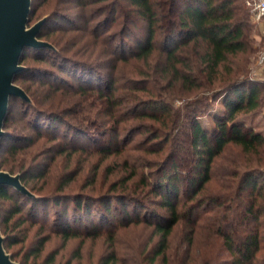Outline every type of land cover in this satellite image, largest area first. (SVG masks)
Listing matches in <instances>:
<instances>
[{"label":"rangeland","instance_id":"obj_1","mask_svg":"<svg viewBox=\"0 0 264 264\" xmlns=\"http://www.w3.org/2000/svg\"><path fill=\"white\" fill-rule=\"evenodd\" d=\"M33 1L38 7L29 25H33L57 10L65 15L59 16L56 20L59 26L47 28L49 32L43 37L44 40L56 46L53 50L57 54L49 53L46 57L37 56L36 51L30 50L28 58L23 63L26 66H41L46 69V72L23 74L16 81L17 84L26 88L33 99L30 103L32 107L14 102L11 116L5 127L22 138L16 141L20 145L18 153L7 158L10 164L18 166L16 173L28 171L24 183L38 194L40 199L46 197L44 194L86 193V195L97 197L91 200L92 209L100 207L104 210L102 201L108 199L106 197H117L118 194L124 193L127 195L125 201L132 212L135 211V205H138L139 208L145 209L141 217L152 220L156 219L154 212L164 214L166 210L161 205V197L154 193L151 185L144 184V179L148 176L150 177L148 181L154 183L156 176L152 173L158 175L157 171L163 164L169 167L170 155L173 154L178 165L177 170L182 178L177 200L180 207L183 205V210L186 205L185 211L190 210L193 213L190 219L196 222V225L184 220L174 227L170 236L169 255H183L189 246L188 238L191 237L193 239L191 256L199 260L200 264L205 263L206 260L211 264H231L233 256L226 248L222 235L215 232L212 227L216 214L223 212L224 204L214 203L211 197H222L229 191H235L238 182L236 175L248 169L246 165L249 161L246 162V160L250 156L245 155L235 144L227 145L214 160L211 180L194 199L189 197L193 188L190 187L188 174L191 173V165L195 163L191 148L192 139L189 135L191 129L189 115L194 112L193 108L205 107L204 103H207V100L201 93L204 89L196 92L187 91L181 88L180 81L176 82L171 78V74L162 72L158 64L165 62L166 54L161 29H158L154 50L149 57L135 58L131 57L129 49L136 47L139 38L146 37L148 28L146 21L139 16L135 8L129 5L128 1L96 0L92 3V0H89V7L99 8L105 5L104 11L96 14L93 20H88L89 24L78 18L79 16L77 17L81 8L75 5L76 0ZM243 1L248 11L247 21L252 27L249 52L237 57L233 56L230 60L234 64L248 67L247 75L261 84V98L264 102V60H262L264 20L253 19L248 1ZM82 13L86 15L81 10ZM162 22L163 20L160 19L159 25L163 24ZM182 49H187V52L183 51V57L194 59L192 55L197 48L193 44ZM58 58L67 60L66 64H63L64 67H67V63L73 64L80 70L83 68L84 73H90L98 79L103 80L109 77L114 80V87H116L114 98H118L120 112L116 113V116L108 115V102L102 104L103 101H100L99 103L98 96L93 92L84 95L72 89L69 86L73 81L71 71L62 72ZM54 71L60 74L61 81L53 82L42 78L43 76L51 77ZM145 81L149 82V87L154 89L144 88ZM150 99L165 100L173 108L170 129L167 130L174 134L167 143L164 142L163 129L166 130V128L162 122L141 113L145 108L144 103L141 102ZM36 111L45 118L60 114L63 119L62 133L68 130L73 133L81 131L84 135L81 141L86 143L89 149L58 154L60 148L58 145L64 144L62 141L65 140L72 141V137L60 135L58 139H55L50 133L40 132L34 127L33 113ZM214 112L215 115L224 114L225 108L221 99L216 101ZM180 114L182 116L178 120ZM199 119L207 127L213 128L215 125L213 112L203 113ZM243 119L256 130L264 132V107L261 113L248 115ZM117 129H119V135L113 136L116 138L113 141L115 144L113 147L118 148V152L109 156L98 152V149L112 141V133H116ZM89 135L97 139L95 144ZM23 137L26 138L23 139ZM11 143L10 138L5 139L6 154L7 147ZM67 178L71 179L69 184L62 187ZM259 186L264 188V180L259 183ZM248 193L249 189L243 192L245 199ZM201 198L204 199L202 203L197 200ZM222 198L225 199V197ZM259 199L264 203V197ZM112 202L121 207L116 200ZM226 202L229 201L224 200V203ZM0 205L6 208L9 202L0 199ZM47 205V209L51 211L49 222L37 220L34 216L26 214L29 205L22 216L16 215L7 226L1 221V229L6 241L9 243L17 237V242L6 249L14 255V260L18 263L103 264L108 257H111L113 259L110 264H149L144 259L145 254L159 240V234L155 233L152 224L143 221L127 223L126 220L111 231L105 230L98 236H93L94 233H92L65 240L61 233L55 230L53 224V202L49 201ZM97 210L99 211V208ZM234 210L231 209L228 212L234 214ZM242 212L243 209L238 211L240 215ZM21 217L24 220L18 224ZM232 217L234 218L233 215ZM234 220L231 232L236 241L244 237L252 227H259L264 233V216L259 222L251 224L245 221L240 223L238 217ZM147 245L148 248L144 252ZM262 247L258 253L260 261L264 259V239ZM155 264H160V258ZM255 264L264 263L256 262Z\"/></svg>","mask_w":264,"mask_h":264},{"label":"trees","instance_id":"obj_2","mask_svg":"<svg viewBox=\"0 0 264 264\" xmlns=\"http://www.w3.org/2000/svg\"><path fill=\"white\" fill-rule=\"evenodd\" d=\"M93 1L96 0H92V3ZM126 1H128L131 7L135 8L134 10L138 11L139 16L146 21L148 28L146 37L139 38L136 42V47L129 49L131 50V57H149L154 50L158 29H161L164 35L163 44L166 54L165 62L158 64L162 72L171 74V78L176 82L180 81L181 88L187 91L196 92L204 89L201 93H203V97L207 100V103H204L206 106H197L195 109L193 108L194 112H191V115H189L191 117L189 135L192 139L191 148L195 156V163L191 165V173L188 174L190 187L191 189L193 188L189 197L194 199L196 194L203 190L206 184L211 180V170L214 160L225 150L227 145L235 144L241 148V151L245 155L250 156L249 159L246 160V162L249 161V164L246 165L248 169L236 175L238 182L235 191L227 192L226 196L222 195L225 199L218 196L211 197L214 203L224 204L223 212L216 214V219H214L212 227L215 229V232L222 235L226 248L233 256L231 264L264 263L263 258L261 261L258 259V253L263 248L262 242L264 239V233H262L259 227H252V229H249L248 233L240 238L239 241H236L231 232L233 223H235V217H238L240 223L245 221L251 224L253 222H259L262 216H264V203L259 199L260 197H264V188L259 186V183L264 180V132L256 130L248 122L245 123L243 119V117L245 118L248 115L252 116L261 113L263 110L264 102L261 98L262 88L258 81H253L247 75L249 74L248 67L234 64L231 61V57H237L249 52L252 27L247 21L248 11L244 1ZM75 5L80 7L87 15L83 13L82 15L81 10L77 13V17L79 16L78 18L84 20L86 24H89L88 20H93L96 14L105 10V5L99 8L89 7V0H76ZM37 7L38 6L33 1L30 22L37 12ZM60 13L62 12L58 10L51 13L47 24L43 27L40 38L43 39V37L48 34L49 30L47 28L59 26L56 20L59 16L65 15L64 13ZM160 19L163 20V24L159 25ZM191 44L197 48L192 55V58H194L193 60L187 57L185 58L182 55L183 51L187 52V49L182 48ZM30 50L36 51L37 56L46 57L49 53L57 54V52L50 48H30L25 51L22 57V63L28 58V52ZM57 61L60 62L59 64L62 66V72L71 71L73 81L69 86L72 89L84 95L92 94L93 92L98 96L97 101H99V103L100 101H103L102 104L108 102V115L116 116V113L120 112L118 98H114L116 92L114 80L109 77L103 80L98 79L90 73H84L82 71L84 70L83 68L80 70V68H77L73 64L67 63V67H64L63 64L67 62L66 59L58 58ZM27 67L26 70L17 75L15 82L23 74H43L46 72V69L41 66L27 65ZM54 74H52L54 77L51 75V77L43 76L42 78L52 80L53 82L61 81L60 74L55 71ZM173 80L171 82H173ZM64 83L66 82L64 81ZM145 84L144 88H149V90L154 89L149 87V82L145 81ZM24 89L26 88L24 87ZM218 99H221L225 108V112L222 115L214 114L216 101ZM14 102L23 104V106L27 105L28 107H32V104L29 102L21 98L12 97L10 113L6 120L5 127L11 116ZM141 103H144L145 107L141 112L143 115L160 120L166 130L170 129L169 123L172 121L171 116L173 108L169 103H166L165 100L160 101L154 99L142 101ZM39 111L43 112L42 110ZM206 112H213L215 120L213 128L205 126L199 119V116ZM39 114L40 113L36 111L33 113V117L34 127L40 132L50 133L55 139H58L60 135L66 137L70 135L69 137H72V141L65 140L62 141L64 144L58 145V147H60L58 149V154L74 152L72 150L85 151L89 149L85 145L86 143L81 141V139H83L82 136H84L81 131L73 133L71 130H68L62 133L63 119L60 114H53L54 117L52 116V118H45ZM181 116L180 114L178 120H180ZM5 130L7 134L4 136L0 147V168L15 174L18 166L10 164L7 158L10 155L15 156L18 153L20 145L16 141L22 138L6 128ZM163 130L165 132L164 142L167 143L172 138L174 132L171 133L168 130ZM115 132L116 133H112V141H109L108 144H105V146L100 149L97 148L98 152L103 153L105 156L118 152L117 150L119 149L113 147V145L115 146L113 141L116 139L114 137H118L119 129ZM79 135L81 138H77ZM6 138L12 140L11 145L7 147V154L5 149ZM24 138L26 137H23V139ZM89 138L92 139L94 144L97 142L95 141L97 139L94 138L93 135ZM170 159L171 165H169V167L163 164L159 171H157L158 175L152 173L156 176L154 183L148 181V178H150L148 176L144 179V184L151 185L154 193L161 197V205L166 210L164 214H155L154 212L156 219L150 220L145 217L142 218L141 214L145 209L139 208L138 205H135V211L133 210L134 212H132L125 201L127 195L124 193L118 194L117 197H106L108 199L102 201L104 210L100 207H96L95 210L92 209L90 203H92L91 200L94 198L97 199V197L86 195V193L80 195H67L63 194V192L53 195L44 194L46 197L38 199L27 196L11 186H0V199L9 202V206L6 208H2V205H0L1 221L7 226L16 215L21 214L22 216L25 208L29 205L26 214L34 216L37 220L49 222L51 211L47 209V204H49V201H52L54 204V208L52 209L54 212L53 224L55 225V230L60 232L65 240L81 235H90L92 233H94L93 236H98L105 230L111 231L115 226L120 225L126 220L127 223L143 221L152 224L155 228V233L159 234V240L149 249V252L145 254L144 259L147 260L149 264H155L159 258L160 264H200L201 262L199 260L191 256V245L193 242L191 237L188 238L189 246L183 255L179 256L174 254L171 256L168 253L170 248V236L174 227L184 220H187L188 223L193 222V220L191 221L190 219L193 213L190 210L185 211L186 205H184L183 210V205L180 207L178 203L177 198L180 194L182 178L180 177V172L177 170L178 165L176 164V159L173 154L170 155ZM27 172L28 171H23L21 173L23 182L28 176ZM70 180L71 179L67 178L62 184V187L69 184ZM247 189H249V193L245 199L243 192ZM113 200L121 204V207L119 205H114L112 202ZM197 200L202 203L204 199L201 198ZM224 200H228L229 202L224 203ZM71 204L73 205L71 206ZM97 208H99V211ZM231 209H235L234 214L228 212ZM240 209H243L241 215L238 213ZM187 218H189V220ZM23 220L24 219L21 217L18 224L22 223ZM195 223L196 222H193V225H196ZM16 238L14 237V240L9 243L5 240V247L8 249L16 243ZM147 248L148 245L145 247L144 252H146ZM36 250L38 251V249ZM111 259L113 258L108 257L103 264H110ZM203 264L211 263L206 260Z\"/></svg>","mask_w":264,"mask_h":264},{"label":"water","instance_id":"obj_3","mask_svg":"<svg viewBox=\"0 0 264 264\" xmlns=\"http://www.w3.org/2000/svg\"><path fill=\"white\" fill-rule=\"evenodd\" d=\"M32 5L33 0H0V147L7 134L5 123L12 97L33 102L26 89L15 82L17 75L28 68L21 62L25 51L30 48L56 49L53 43L40 38L50 15L29 25ZM0 186H11L27 196L40 198L23 182L21 173L0 168ZM5 240L0 220V264H20L7 251Z\"/></svg>","mask_w":264,"mask_h":264},{"label":"built area","instance_id":"obj_4","mask_svg":"<svg viewBox=\"0 0 264 264\" xmlns=\"http://www.w3.org/2000/svg\"><path fill=\"white\" fill-rule=\"evenodd\" d=\"M251 9L252 18L257 21L264 20V0H247ZM264 60V57L263 59Z\"/></svg>","mask_w":264,"mask_h":264}]
</instances>
